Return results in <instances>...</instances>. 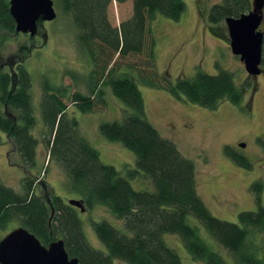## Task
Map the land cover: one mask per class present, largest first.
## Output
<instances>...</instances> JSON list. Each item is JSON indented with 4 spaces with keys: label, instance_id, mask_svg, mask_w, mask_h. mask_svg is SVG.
<instances>
[{
    "label": "trees",
    "instance_id": "1",
    "mask_svg": "<svg viewBox=\"0 0 264 264\" xmlns=\"http://www.w3.org/2000/svg\"><path fill=\"white\" fill-rule=\"evenodd\" d=\"M78 31L76 41L88 54L92 70L88 77V95L75 92L68 97L81 113H90L105 105L103 88L108 86L118 100L132 113L121 121L99 125V133L109 142L120 143L135 156V169L128 175L149 180L153 191H136L129 181L110 165L103 164L99 154L78 134V123L67 114V88H54L44 81L40 100V140L32 134L36 128L33 114L29 74L22 64L12 76L0 70V131L9 139L21 158L23 167H36V150L41 144L49 153V162L67 177L68 188L79 195L84 207L101 205L122 222L125 235L106 221L92 223V229L105 253L92 248L86 241L81 221L74 207L53 194L52 188L42 196L36 185L45 182L26 175L23 194L0 184V233L16 221L33 234L43 246L62 240L70 259L77 264H182L180 257L163 240L164 234L177 235L192 259L205 264H224L223 258L190 225L196 219L207 235L233 258L235 264H264V207L260 204L262 183L250 189L255 196L256 211L238 214V223L214 217L197 193L195 168L176 146L162 138L147 121L140 91L132 79L116 77V61L128 55H145L146 67H153L154 41L149 24L157 14L179 21L185 11L183 0H56ZM132 2L130 18L113 27L107 9L112 2ZM252 0H222L214 5L208 20L219 23L237 18L251 10ZM9 14L8 0H0V47L5 34H15ZM4 34V35H3ZM145 61V60H144ZM264 69V40L262 62ZM14 77V78H12ZM150 87H162L177 100L214 110L223 100L238 106L244 89L233 81L232 74L219 70L216 75L197 72L192 78L179 77L175 84L163 78ZM246 89V88H245ZM224 153L240 167L250 169L243 157L228 146ZM30 173V172H28ZM45 190V189H44ZM4 235H0V240ZM252 240L254 244L252 243Z\"/></svg>",
    "mask_w": 264,
    "mask_h": 264
},
{
    "label": "rangeland",
    "instance_id": "2",
    "mask_svg": "<svg viewBox=\"0 0 264 264\" xmlns=\"http://www.w3.org/2000/svg\"><path fill=\"white\" fill-rule=\"evenodd\" d=\"M52 1L56 18L51 22L39 23L41 36L26 38L21 33L5 34L6 41L0 47V64H10L11 61L7 60L11 57L15 61L17 57L22 58V66L29 74L31 103L36 118V128L32 134L40 140L39 106L44 81L54 88L66 87L67 98L63 101L68 107V116L78 123L79 136L98 151L103 164L113 166L134 190L153 191L149 180L138 175L135 178L128 175L135 169L134 154L120 143L107 141L98 130L100 124L121 121L132 111L113 96L108 86L103 88L105 105H98L90 113L79 112L68 98L75 92L88 95V77L92 63L76 41L78 31L70 17L61 11L56 0ZM183 1L185 11L179 21H171L157 14L149 24L154 41L153 67H146L145 55H128L122 58L116 55L113 61H116V68L119 66L116 77L134 81L143 99L147 121L162 138L171 141L183 157L192 161L197 193L210 213L219 220L237 224L239 213L257 209L255 196L250 189L254 182L262 183L260 204L264 207V75L254 81L257 88L256 94L248 103L250 109L246 102L249 100L247 91L248 94L243 99L247 104L243 106L244 109L223 100L216 109L208 110L177 100L162 87H150V81L160 83L165 78L169 83L175 84L179 77L192 78L199 71L216 75L219 70L230 72L239 88L245 90L248 85V75L243 63L230 51L225 22L214 24L208 20L209 9L222 0ZM131 14V1L123 4L112 2L107 9L108 21L113 27L119 28ZM3 69V72L9 74L7 67ZM187 124L190 127L184 128ZM253 135L263 136L258 145L253 142ZM237 141H244L246 149L237 147ZM226 146L246 159L250 169L232 162L224 153ZM26 175H34L38 178L36 182L48 185L46 188H43L44 185L39 186V183L36 185L35 192L40 196L51 187L53 194L65 203L70 199H80L76 192L68 188V177L49 162L47 148L41 144L38 146L36 167L26 170L19 154L13 150L7 136L0 131V184L23 194L22 181ZM76 210L85 239L96 250L105 253V248L92 229L93 222L106 221L129 235L122 222L104 206L95 205L91 209L86 208L83 213ZM189 223L219 253L224 264H235L231 255L207 235L196 219L190 218ZM17 224L16 221L10 222L0 235L5 236L14 228L20 227ZM163 240L177 253L182 264H205L192 259L177 235L164 234ZM252 243L254 244L253 240ZM113 264L126 263L113 260Z\"/></svg>",
    "mask_w": 264,
    "mask_h": 264
},
{
    "label": "water",
    "instance_id": "3",
    "mask_svg": "<svg viewBox=\"0 0 264 264\" xmlns=\"http://www.w3.org/2000/svg\"><path fill=\"white\" fill-rule=\"evenodd\" d=\"M9 14L14 21L15 33L33 37L40 22H51L56 18L52 0H8ZM264 0H252L251 10L237 18L224 20L230 51L239 57L248 76L261 74L263 32L258 30L263 20ZM244 149L245 144H239ZM67 204L85 211L83 200L70 199ZM0 264H77L65 251L63 241L56 240L47 247L23 227L8 232L0 240Z\"/></svg>",
    "mask_w": 264,
    "mask_h": 264
},
{
    "label": "flooded vegetation",
    "instance_id": "4",
    "mask_svg": "<svg viewBox=\"0 0 264 264\" xmlns=\"http://www.w3.org/2000/svg\"><path fill=\"white\" fill-rule=\"evenodd\" d=\"M209 11H210V9H209ZM258 30H260V31H262L263 32V36H264V9H263V20H262V23H261V25L259 26V29ZM15 34H20V33H15ZM24 36H26V38H34V37H36V36H41L42 34L40 33V31H39V29L37 30V33L33 36V37H30L28 34H23ZM17 60H19V61H17ZM17 60L15 61V60H13V58L11 57V58H9L8 60H7V62H9V61H11L10 62V64H8V65H6V63H1L0 64V70L1 71H3L4 69V67H7V70L9 71V74L12 76V74H14L15 72H16V70H17V68H19L20 67V65L22 64V62H23V60H22V58H18L17 57ZM261 69H262V67H261ZM260 75H264V69H262V72H261V74ZM260 75H258V76H256V77H252V76H248V85L246 86V88H247V90L245 89L244 90V96H243V99L247 96V92H249V100L247 101L246 100V102H247V104L249 103V101L252 99V97H253V95H255L256 94V88H257V85H255V83H254V81L257 79V77H259ZM247 91V92H246ZM244 100H243V102L240 104V105H238V107L239 108H242V109H244V107L247 105V104H245L246 103ZM250 104V103H249ZM248 104V106L247 107H249V109H250V105ZM244 106V107H243ZM190 127V124H187V125H184V128H189ZM253 137V142L255 141L256 142V145H258L259 143H260V141H261V139H262V137L263 136H252ZM251 137V138H252ZM244 141H237L236 142V145H237V147H239V144H241V143H243ZM245 144V143H244ZM247 144H245V148L243 149V150H245L246 149V146ZM41 185H43L42 183H41Z\"/></svg>",
    "mask_w": 264,
    "mask_h": 264
}]
</instances>
